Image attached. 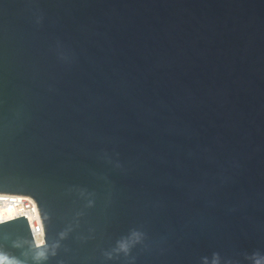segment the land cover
<instances>
[{
  "label": "water",
  "instance_id": "95a60500",
  "mask_svg": "<svg viewBox=\"0 0 264 264\" xmlns=\"http://www.w3.org/2000/svg\"><path fill=\"white\" fill-rule=\"evenodd\" d=\"M0 194V264L264 258V0H0Z\"/></svg>",
  "mask_w": 264,
  "mask_h": 264
},
{
  "label": "built area",
  "instance_id": "2783aa9c",
  "mask_svg": "<svg viewBox=\"0 0 264 264\" xmlns=\"http://www.w3.org/2000/svg\"><path fill=\"white\" fill-rule=\"evenodd\" d=\"M0 210L11 212L13 218L7 222L27 216L33 239L37 246L45 243V230L36 201L29 196L0 194Z\"/></svg>",
  "mask_w": 264,
  "mask_h": 264
},
{
  "label": "clouds",
  "instance_id": "9594fccd",
  "mask_svg": "<svg viewBox=\"0 0 264 264\" xmlns=\"http://www.w3.org/2000/svg\"><path fill=\"white\" fill-rule=\"evenodd\" d=\"M121 248H122L123 250L127 251V248H126L125 245L122 244V245H121ZM254 255H255V254H254ZM205 264H208V261H207V260H205ZM211 264H220V258H219L218 255L214 254V256H213V258H212V260H211ZM254 264H264V258H262V259H258V260H256V261H254Z\"/></svg>",
  "mask_w": 264,
  "mask_h": 264
},
{
  "label": "bare ground",
  "instance_id": "6f19581e",
  "mask_svg": "<svg viewBox=\"0 0 264 264\" xmlns=\"http://www.w3.org/2000/svg\"><path fill=\"white\" fill-rule=\"evenodd\" d=\"M12 218H13V214L11 212L0 210V222L6 221Z\"/></svg>",
  "mask_w": 264,
  "mask_h": 264
}]
</instances>
